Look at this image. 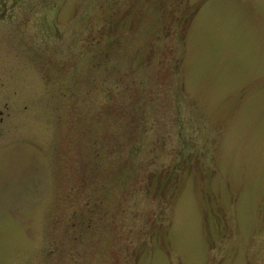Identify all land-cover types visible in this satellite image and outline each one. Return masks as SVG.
Wrapping results in <instances>:
<instances>
[{
    "label": "rangeland",
    "instance_id": "rangeland-1",
    "mask_svg": "<svg viewBox=\"0 0 264 264\" xmlns=\"http://www.w3.org/2000/svg\"><path fill=\"white\" fill-rule=\"evenodd\" d=\"M0 264H264V0H0Z\"/></svg>",
    "mask_w": 264,
    "mask_h": 264
},
{
    "label": "flooded vegetation",
    "instance_id": "flooded-vegetation-1",
    "mask_svg": "<svg viewBox=\"0 0 264 264\" xmlns=\"http://www.w3.org/2000/svg\"><path fill=\"white\" fill-rule=\"evenodd\" d=\"M2 113H3V111L0 110V120H1L2 115H3Z\"/></svg>",
    "mask_w": 264,
    "mask_h": 264
}]
</instances>
